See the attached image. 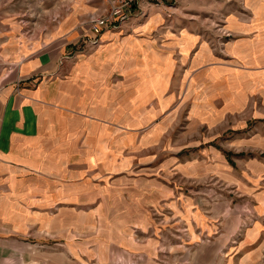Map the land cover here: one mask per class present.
Instances as JSON below:
<instances>
[{
  "label": "crops",
  "instance_id": "crops-1",
  "mask_svg": "<svg viewBox=\"0 0 264 264\" xmlns=\"http://www.w3.org/2000/svg\"><path fill=\"white\" fill-rule=\"evenodd\" d=\"M106 7L0 0V264L9 250L25 264L42 230L54 233L60 218L71 229L110 199L146 210L157 193L151 180L109 176L126 137L145 130L164 148L168 122L185 107L190 119L213 122L229 108L264 105V8L228 14L234 36L217 50L201 27L163 25V10L144 2L145 17L103 29L91 46L86 21Z\"/></svg>",
  "mask_w": 264,
  "mask_h": 264
},
{
  "label": "rangeland",
  "instance_id": "rangeland-1",
  "mask_svg": "<svg viewBox=\"0 0 264 264\" xmlns=\"http://www.w3.org/2000/svg\"><path fill=\"white\" fill-rule=\"evenodd\" d=\"M250 7L257 14L264 0H176L171 17L162 8L163 25L190 21L223 50L234 36L223 20L251 17ZM228 110L208 122L183 108L168 122L164 148L145 130L126 137L109 176L141 187L151 180L152 203L141 210L110 199L73 218L71 229L60 218L54 233L42 230L34 255L25 249V264H264V105ZM8 252L9 264L21 263L22 251Z\"/></svg>",
  "mask_w": 264,
  "mask_h": 264
},
{
  "label": "built area",
  "instance_id": "built-area-1",
  "mask_svg": "<svg viewBox=\"0 0 264 264\" xmlns=\"http://www.w3.org/2000/svg\"><path fill=\"white\" fill-rule=\"evenodd\" d=\"M106 2L107 7L102 13L91 14L86 21L90 32L88 43L91 46L97 44V36L103 29L120 24L134 14L145 17L148 11L140 7L142 2L157 10L163 8L167 17H171L173 9H176V0H106Z\"/></svg>",
  "mask_w": 264,
  "mask_h": 264
}]
</instances>
